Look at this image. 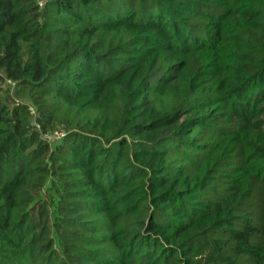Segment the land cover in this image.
<instances>
[{"label":"trees","instance_id":"trees-1","mask_svg":"<svg viewBox=\"0 0 264 264\" xmlns=\"http://www.w3.org/2000/svg\"><path fill=\"white\" fill-rule=\"evenodd\" d=\"M0 264H264V0H0Z\"/></svg>","mask_w":264,"mask_h":264},{"label":"built area","instance_id":"built-area-1","mask_svg":"<svg viewBox=\"0 0 264 264\" xmlns=\"http://www.w3.org/2000/svg\"><path fill=\"white\" fill-rule=\"evenodd\" d=\"M39 6L42 7L43 6V2L39 3ZM55 139H59L60 137H62V133L61 132H57L54 134Z\"/></svg>","mask_w":264,"mask_h":264},{"label":"rangeland","instance_id":"rangeland-1","mask_svg":"<svg viewBox=\"0 0 264 264\" xmlns=\"http://www.w3.org/2000/svg\"><path fill=\"white\" fill-rule=\"evenodd\" d=\"M3 88L6 89V88H8V87H7V85H4Z\"/></svg>","mask_w":264,"mask_h":264}]
</instances>
